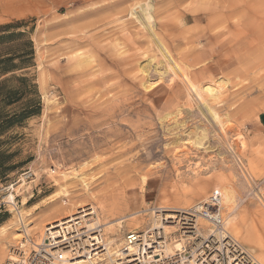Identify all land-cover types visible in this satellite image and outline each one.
<instances>
[{"label": "rangeland", "instance_id": "obj_1", "mask_svg": "<svg viewBox=\"0 0 264 264\" xmlns=\"http://www.w3.org/2000/svg\"><path fill=\"white\" fill-rule=\"evenodd\" d=\"M119 1L0 0V26L11 27L5 34L31 41L27 77L41 107L0 137L12 167L0 177V230L22 232L9 194L14 208L29 214L25 225L54 218L49 209L65 200L84 202L78 183L65 186L68 197L59 191L62 174L75 170L87 176L94 202L106 205L107 212H97L102 222L143 212L124 218L128 229L131 219L142 224L138 229L148 226L154 209H188L217 194L226 231L264 264V0H153L157 38L181 73L197 86L225 80L210 102L228 126L223 135L198 114L180 79L168 81L170 71L160 81L154 72L142 74L148 60L161 65V54L126 14L135 0ZM147 80H157L153 89ZM196 126L207 129L201 145ZM27 172L36 173L35 182L22 180ZM15 244L0 250V264Z\"/></svg>", "mask_w": 264, "mask_h": 264}, {"label": "built area", "instance_id": "obj_2", "mask_svg": "<svg viewBox=\"0 0 264 264\" xmlns=\"http://www.w3.org/2000/svg\"><path fill=\"white\" fill-rule=\"evenodd\" d=\"M31 177L32 173L27 172L22 180ZM159 210L154 209L152 213L159 215L158 223H162ZM185 211V214L176 215V228L168 235L169 241L179 244L172 253H165L163 246L167 239L163 229L151 230L149 225L135 230L127 228L123 235L122 255L111 264H257L224 230L217 194ZM142 213L136 212L134 216L139 217ZM94 217L84 213L70 217L67 221H71L63 225L64 229H58L55 237L46 235L44 244L26 256L18 247V256L3 264H106L103 260L106 252L103 226L94 224Z\"/></svg>", "mask_w": 264, "mask_h": 264}, {"label": "bare ground", "instance_id": "obj_3", "mask_svg": "<svg viewBox=\"0 0 264 264\" xmlns=\"http://www.w3.org/2000/svg\"><path fill=\"white\" fill-rule=\"evenodd\" d=\"M127 1V0H126ZM126 1H119L120 3L122 2H126ZM118 2V4H120ZM221 2L223 3V0H221ZM221 3V4H222ZM153 0H135L134 3H132L129 8L126 10V14L129 15V19L133 20V22L135 23V25L138 26V28H141L144 32H146L148 38H150L151 42H153L156 46L154 47H157L158 51L160 52L161 54V58H162V62H161V65H152V60H148L146 61L145 65L143 64L141 67H140V71L142 72V74L149 77L150 73L151 72H154L158 79L165 75V72L167 73V71H170V76L167 78L169 79L168 81L171 82L173 84V81L174 79H180L181 82L184 84L185 88H186V91L187 93L189 94V96H192V97H195V101H197V108H198V111H199V115L202 116L203 118H205L204 120H206V122L210 124L211 126V123L214 124L216 127H219L218 130L220 132V135H223L224 131L225 130V127L224 126H227L225 125V121H220L219 120V117L217 116V114L215 113V110L210 106V102H214V101H217L221 92H222V89H223V85H226V82L224 81H219V83H223L222 86H219L218 82H216V85H213V84H206V85H203L202 86H197L195 84H193V82L189 79L188 76H186L185 74H182L181 73V69L180 67L178 66V64H176V62L173 60V58L171 57L170 53L167 51V49L164 47V45L159 41V39L157 38V32H156V29H157V25H156V19H155V13H154V10H153ZM117 5V4H116ZM223 6H221V9L223 7V9H230V10H235V8L233 7V3L232 5L230 4V6L228 7H225L224 5L226 4H222ZM248 5V4H247ZM220 8V7H219ZM248 8V7H247ZM122 9V8H121ZM120 9V10H121ZM221 9H218V10H221ZM118 11V10H117ZM125 11V10H124ZM120 12L122 11H119V14ZM213 12V11H212ZM216 12V11H215ZM220 12V11H219ZM223 12V10H222ZM222 15V14H221ZM240 33V32H239ZM121 39V38H120ZM149 40V41H150ZM153 44V45H154ZM156 49V48H155ZM156 51V50H155ZM147 56V55H146ZM164 72V73H162ZM153 74V73H152ZM168 74V73H167ZM166 76V75H165ZM147 78V77H146ZM149 79V78H148ZM157 79V78H156ZM162 79V78H161ZM159 79V81L161 80ZM222 79V78H221ZM154 80V79H153ZM149 80H147V86L146 88L147 89H151L152 87H154L156 85V81L150 83V81L148 82ZM166 81V80H165ZM156 82V83H155ZM167 82V83H169ZM207 83V82H206ZM211 83V81H210ZM159 84V83H158ZM164 85V84H163ZM169 85V84H168ZM170 87V86H168ZM157 88V87H156ZM153 89V88H152ZM183 110V109H182ZM184 112V111H183ZM179 113V111H178ZM191 113V112H190ZM182 114V113H181ZM173 116V115H172ZM175 116V115H174ZM178 116V115H177ZM176 116V118H177ZM179 117V116H178ZM174 118V117H173ZM180 122V121H179ZM178 122V123H179ZM183 122V121H181ZM176 123V121H175ZM227 123V122H226ZM184 124V123H183ZM182 125V124H181ZM194 125V124H193ZM197 127V126H196ZM209 127V125H208ZM213 127V125L211 126ZM228 127V126H227ZM195 129V133L194 135H196L195 137L197 138H194L196 139V143L197 145H201V143L199 142L201 139L205 138L206 137V131L207 129L204 128L203 129H200V128H193ZM200 129L199 132H197L198 130ZM191 130H189L190 132ZM213 132H214V129H213ZM187 133V131H186ZM185 133V134H186ZM189 135V133L187 134ZM215 137V140L218 141L219 137L218 135H215V132H214V135ZM184 137V136H183ZM182 137V138H183ZM223 137V136H222ZM221 138V137H220ZM239 138V137H238ZM184 139V138H183ZM188 139V138H187ZM191 139V138H190ZM224 139V138H223ZM222 139V140H223ZM236 139V138H235ZM234 139V140H235ZM179 140V138H178ZM186 140V139H185ZM184 140V141H185ZM189 140V139H188ZM187 140V141H188ZM206 140V138H205ZM212 140V139H211ZM214 140V139H213ZM221 140V139H220ZM221 140V141H222ZM233 140V139H232ZM242 141L240 142H243V138H241ZM181 141V140H180ZM204 141V140H203ZM235 141H238L237 139ZM183 143V142H182ZM185 143V142H184ZM188 143V142H187ZM217 143V142H216ZM219 143V142H218ZM186 144V143H185ZM189 144V143H188ZM233 144V143H232ZM236 144V143H235ZM233 144V145H235ZM178 145V144H177ZM187 145V144H186ZM182 147V146H181ZM180 147V148H181ZM194 147V146H193ZM243 147V146H241ZM195 148V147H194ZM198 148V147H197ZM202 148V147H201ZM210 148V147H209ZM205 149V148H203ZM220 150V149H219ZM227 150H229V153L230 154H233V157L236 156L235 152L233 151V149L231 148H227ZM225 151V150H224ZM235 159H238V158H235ZM239 161V160H238ZM85 166V165H84ZM242 167V166H241ZM238 168H239V164H238ZM83 169V167H82ZM81 169V170H82ZM241 171V169H240ZM52 173H54L55 171L51 170ZM81 171H79V174ZM243 173V172H242ZM79 174L77 172H75V170H72V172H65L64 174H62V183L59 185V191L64 194V196H69L68 195V188L71 189L74 184L78 183V185L76 186H79L80 188V191L82 194L78 193L79 190H76L75 191V195L77 194H80L81 198H85L84 202L83 200L78 203L75 204V202L73 203H69V199L68 201L65 200L63 201L62 204L58 205L56 208L55 207H52L51 209H49V211H54L56 210V215L54 218H48V219H44V220H41L39 223H35L33 224L32 222H29L27 223V227L29 228H26V225H25V220L27 217H29V214H27L24 210H22L21 208V211H19L18 209L14 208V195L13 194H9L6 198V202H8L11 206H12V211H13V215H16L17 217V221L22 225V232H12V228H8L6 227V229H4L3 227L1 228L2 230H0V250H5L7 249V246L8 245H11L10 247H14V244L16 243L17 245L19 244V247L20 249H22L21 251H23V254L26 256L29 254V252L32 250V249H35L37 246H40V245H43L44 244V240H45V236L46 235H50L52 237H55L57 235V230L58 229H64L63 225H67L69 221H67V219H69L70 217L74 216V215H77L79 213H84L85 216H89V215H93L95 216L93 219H92V222L94 224H99L101 226H103V236H104V241H105V244H106V252H105V255H104V263L106 264H111L113 263L119 256H121V246L123 244V235H124V232L127 228V224L124 220V218L126 217H132L134 216V214H131V215H128V216H125V217H119V218H114L112 220H109V221H104L102 222L98 216H97V212H99L100 214L101 213H104V212H107V207L105 204H102L101 202H94L96 200V196L94 195V192L92 193L91 190H89L88 188V183L86 182V179L87 176L85 177L84 175V178L79 176ZM37 175L39 176V174L37 173ZM242 175V174H241ZM245 176L244 178H247V174L246 175H243ZM36 173L35 175L32 174V178L31 179V183L35 182L36 181ZM243 178V179H244ZM23 179V178H22ZM91 179V178H90ZM89 179V180H90ZM72 180L74 182H72ZM246 180V179H245ZM249 180V178H248ZM248 180H246V182H248ZM250 181V180H249ZM22 182V180H21ZM89 182V181H88ZM24 183V182H23ZM29 182V185H27V187H25V191L26 192H29L31 187ZM251 183V181H250ZM25 184V183H24ZM12 186V185H11ZM34 186V185H33ZM66 186V188H65ZM74 186V188L76 187ZM248 186V185H247ZM71 187V188H70ZM259 187V186H258ZM77 188V187H76ZM11 189V188H10ZM91 189V188H90ZM13 190V189H12ZM23 190V188H22ZM262 190V189H261ZM11 191V190H10ZM14 191V190H13ZM70 191V190H69ZM78 191V192H77ZM20 192V191H19ZM72 192H74L72 190ZM77 192V194H76ZM12 193V192H10ZM22 194V193H20ZM60 194V193H59ZM72 194V193H71ZM74 194L72 196H74ZM16 196H18V194H16ZM61 196V195H60ZM59 196V197H60ZM71 196V195H70ZM71 196V197H72ZM258 196V195H257ZM79 197V195H78ZM259 197V196H258ZM73 198V197H72ZM80 198V197H79ZM260 198V197H259ZM260 202L262 203V205L264 206V199L263 197L260 198ZM99 200V199H98ZM5 201V199H4ZM51 201V200H50ZM53 201V200H52ZM97 201V200H96ZM21 202V205L22 206H26L27 203H28V198L26 196H22V201ZM71 202V201H70ZM7 204V203H6ZM8 204V205H9ZM50 204V203H49ZM9 205V206H10ZM45 205V204H44ZM44 207V206H43ZM88 207V208H87ZM25 208V207H24ZM23 208V209H24ZM77 209H80V211H77ZM40 209V208H39ZM159 212L162 213V216H163V222L162 223H158L159 222V218L160 216L157 215L155 216L154 215V218L151 219V222L149 224V227L151 230H157V229H163V234H164V237L165 239H167V241L165 240L164 242V250H165V253H172L175 249H177L179 247V244L176 242V241H169L170 239L168 238V235H170L173 230L176 228V226L174 225L175 224V218H176V215L177 214H185V210L186 209H180V208H175V207H162V208H159ZM11 211V212H12ZM46 213H47V210H46ZM54 213V212H53ZM51 212V215L53 214ZM109 214L107 215H110V212H108ZM55 214V213H54ZM43 216V215H42ZM153 216V215H152ZM179 216V215H178ZM177 216V217H178ZM15 217V216H14ZM151 217V216H150ZM132 221H135L134 223V227L133 228H130L131 230H135V229H138L139 226H141L142 224L139 223V221H136L135 219H131ZM228 222L229 220L228 219H225L224 220V230H226V227L228 225ZM133 223V222H132ZM146 223V222H145ZM144 223V224H145ZM56 224V225H54ZM143 224V225H144ZM167 224V225H165ZM170 224V226L168 225ZM14 225V224H13ZM202 225V223H201ZM12 226V225H11ZM48 226H51L50 228H47ZM13 227V226H12ZM9 229L11 232H9ZM119 229V232H117L116 234L114 233L113 235L110 236V233L108 231H112V232H116L117 230ZM105 230V231H104ZM15 231V229H14ZM30 232V234H29ZM60 233V232H59ZM226 233L229 235V233L226 231ZM109 236V237H108ZM230 236V235H229ZM231 237V236H230ZM234 239V238H233ZM235 240V239H234ZM236 242H238L237 240H235ZM239 243V242H238ZM15 244V245H16ZM240 244V243H239ZM56 248V247H55ZM19 249V248H18ZM18 249H16V252L13 250V252H10L8 254V259L7 260H12V259H15L16 256H18ZM64 249V248H63ZM64 251V250H63ZM251 258L257 263V264H263L261 263L260 261H258L257 259H255L251 254H250ZM102 261V259L100 260ZM80 263V262H79ZM82 263V262H81Z\"/></svg>", "mask_w": 264, "mask_h": 264}, {"label": "trees", "instance_id": "obj_4", "mask_svg": "<svg viewBox=\"0 0 264 264\" xmlns=\"http://www.w3.org/2000/svg\"><path fill=\"white\" fill-rule=\"evenodd\" d=\"M11 28L0 26V137L40 112V102L27 77L34 52L31 41H21L23 33L5 34ZM7 141L0 140V177L12 170L11 155L1 151Z\"/></svg>", "mask_w": 264, "mask_h": 264}]
</instances>
